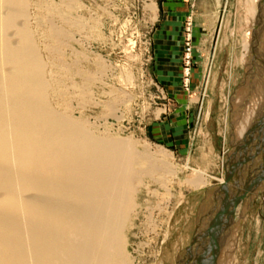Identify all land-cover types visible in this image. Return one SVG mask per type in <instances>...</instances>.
<instances>
[{"label": "rangeland", "instance_id": "rangeland-1", "mask_svg": "<svg viewBox=\"0 0 264 264\" xmlns=\"http://www.w3.org/2000/svg\"><path fill=\"white\" fill-rule=\"evenodd\" d=\"M36 2L30 0L35 16L40 13ZM66 2L70 0H52L56 6H68ZM71 2L77 10L71 21L84 22L86 29L56 20L66 39L55 42L38 35L42 58L68 89V114L95 135L130 141L140 153L164 152L176 173L157 184L155 177L161 176L152 171L137 186L135 208L123 234L124 258L128 264L204 263L207 245H197L187 259L186 252L208 226L209 191L226 175L222 160L231 150V104L249 78L242 58L254 2ZM55 48L57 55L51 53ZM195 171L207 173L210 187L195 190L188 185ZM218 239L216 263L264 264L262 191L237 208L230 230L220 227Z\"/></svg>", "mask_w": 264, "mask_h": 264}, {"label": "bare ground", "instance_id": "bare-ground-1", "mask_svg": "<svg viewBox=\"0 0 264 264\" xmlns=\"http://www.w3.org/2000/svg\"><path fill=\"white\" fill-rule=\"evenodd\" d=\"M36 1L37 16L30 0H0V264H128L123 234L137 186L150 173L160 174V183L176 173L164 152L140 153L130 141L95 135L68 114V89L42 58L39 39L65 36L56 20L86 27L71 21L77 12L71 0L65 7ZM250 2L242 58L249 78L231 104L233 143L264 117V0ZM188 185L207 189L209 176L195 171Z\"/></svg>", "mask_w": 264, "mask_h": 264}, {"label": "water", "instance_id": "water-1", "mask_svg": "<svg viewBox=\"0 0 264 264\" xmlns=\"http://www.w3.org/2000/svg\"><path fill=\"white\" fill-rule=\"evenodd\" d=\"M261 28H264V24L260 26ZM228 154L231 155L227 158L225 165L226 182L210 190L206 201V207L209 206V210L205 214L206 220H209L208 226L194 239L192 246L186 252L187 259L192 256L197 245H203L204 248L207 245L206 252L211 251V253L207 252L206 254H211V257L205 256L203 258L205 262L201 264H216L221 249V242L218 239L220 227H224L226 232L230 230L235 220L237 208L248 197L259 191H262L264 198V118L255 127L250 128L245 139L238 143H233L231 140V150ZM247 165L251 166L246 173L245 167ZM245 179L246 184L238 187V185L245 183ZM232 193H234V197L230 199ZM220 201L223 204L219 210Z\"/></svg>", "mask_w": 264, "mask_h": 264}]
</instances>
